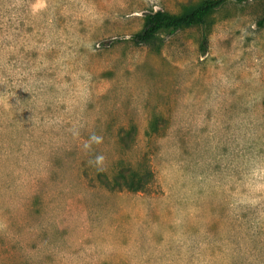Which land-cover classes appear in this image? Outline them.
<instances>
[{
    "label": "rangeland",
    "instance_id": "obj_1",
    "mask_svg": "<svg viewBox=\"0 0 264 264\" xmlns=\"http://www.w3.org/2000/svg\"><path fill=\"white\" fill-rule=\"evenodd\" d=\"M199 1L0 0V264H264V0L133 40Z\"/></svg>",
    "mask_w": 264,
    "mask_h": 264
},
{
    "label": "trees",
    "instance_id": "obj_2",
    "mask_svg": "<svg viewBox=\"0 0 264 264\" xmlns=\"http://www.w3.org/2000/svg\"><path fill=\"white\" fill-rule=\"evenodd\" d=\"M237 2L243 0H235ZM227 0H201L194 5L185 6L180 13H170L165 10H151L144 15L143 26L139 32L134 34L133 40L136 44L148 43L159 35H170L183 27L202 26L206 18L215 10L222 7ZM258 27L264 25V13L257 19ZM201 54L207 51V37L203 33L199 43ZM152 177L147 170L142 174L136 170L124 173L122 170L115 176L120 183L131 191L144 190L146 178Z\"/></svg>",
    "mask_w": 264,
    "mask_h": 264
},
{
    "label": "clouds",
    "instance_id": "obj_3",
    "mask_svg": "<svg viewBox=\"0 0 264 264\" xmlns=\"http://www.w3.org/2000/svg\"><path fill=\"white\" fill-rule=\"evenodd\" d=\"M99 159V158H98Z\"/></svg>",
    "mask_w": 264,
    "mask_h": 264
}]
</instances>
